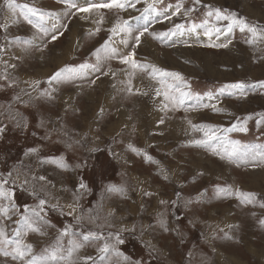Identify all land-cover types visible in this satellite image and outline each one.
<instances>
[{
	"label": "rangeland",
	"instance_id": "rangeland-1",
	"mask_svg": "<svg viewBox=\"0 0 264 264\" xmlns=\"http://www.w3.org/2000/svg\"><path fill=\"white\" fill-rule=\"evenodd\" d=\"M110 2L16 0L56 13L54 28L42 21L44 35L0 0V24L8 25L0 28V185L13 194L0 199L8 208L0 227L36 256L56 248L58 237L65 250L71 240L83 245L58 264H93L89 256L96 264H264V0H131L135 7L119 0L124 8L87 13L70 7ZM217 8L256 26V42L249 43V28L228 31ZM107 17L128 21L131 34L113 33ZM146 39L154 46L143 48ZM118 44L125 55L134 52L136 67L121 51L111 54ZM65 66L74 78L49 82ZM237 82L249 87H227ZM180 93H187L183 103H173ZM201 126L216 133L210 146L193 143L205 139L209 128ZM233 146L240 159H221ZM209 159L223 166L219 177ZM239 193L251 194L250 202ZM41 199L43 235L18 223L27 208L40 211ZM89 232L99 239L84 241ZM105 242L110 251L100 260ZM0 264L26 262L0 254Z\"/></svg>",
	"mask_w": 264,
	"mask_h": 264
},
{
	"label": "snow or ice",
	"instance_id": "snow-or-ice-1",
	"mask_svg": "<svg viewBox=\"0 0 264 264\" xmlns=\"http://www.w3.org/2000/svg\"><path fill=\"white\" fill-rule=\"evenodd\" d=\"M136 2H138V0H136ZM195 4H200L201 0H194ZM3 7H5L9 14L15 18L17 16V10H19V13L23 15L24 20H26L30 25H33L38 32L43 33L44 35L48 34V29L44 27L42 21L45 20V18L47 16H50L51 13H44L41 12L39 9L35 8V7H31L28 4H23L20 5L18 3H16V0H3ZM116 7V8H124L125 4L124 3H120L119 0H111L110 3L107 4H95V3H87V6L84 8H78L77 5L75 3H70V7L71 8H76L77 11H82V12H91L93 9H98L100 7H104V8H112V7ZM128 6L129 7H135V4L131 2V0H128ZM149 8L153 7V5H148ZM194 9H190L189 11H193ZM145 11H147V9H145ZM180 9L177 8L176 12L179 13ZM215 16L217 20H228L230 21L229 25H228V31L232 30V26L233 25H239L241 27V30H243L244 28H249L250 32L252 33L253 39L249 41V43H255L256 42V37L258 35L257 33V27L256 26H249V24L247 23V21L244 18H237L235 13H231V14H225L223 11H221L220 9H215ZM187 14V13H185ZM210 16L213 14L211 11L208 13ZM31 17H37V20L34 22V20ZM129 22L128 21H123V25L121 23H117L112 29L111 31L113 33L116 32H124L127 34H131L132 29L128 26ZM8 27L7 24H0V28H4L6 29ZM177 27H181V26H177ZM197 26L193 25V31L195 30ZM216 32H219L220 29L219 28H215L214 29ZM212 31L213 29H209L206 34L207 35H212ZM144 32H147V27H144L143 31H140L136 36H135V43L136 45H139L140 43V37L144 35ZM57 36L53 35L52 36V40H56ZM125 45H127L128 41L124 40L122 41ZM22 43H24L25 45H30L32 43V41L27 40V41H23ZM227 46V45H224ZM102 47H107V42L104 46ZM98 52L100 51L99 49L97 50ZM117 52V50L115 48L111 49V54L115 55ZM133 56H134V52L129 54V55H125L122 57V60L124 63H132L133 67H136L135 61L133 60ZM93 70L95 71H99V69L96 66H93ZM165 75H171V76H176L179 77V73H165ZM7 77H5L6 79ZM74 78V69L65 66L59 70H57L50 78H49V82L51 81H61V80H68V79H72ZM38 83V82H37ZM129 83H131V81H129ZM262 86H264V81L259 82ZM227 87L232 88V89H239V90H244L246 87H249L248 85H246L244 82H237L231 85H228ZM156 95L160 96L161 92L159 89H157L156 91ZM187 95V93H180V96L173 101V103H183V98ZM164 96L166 98L168 97V93L165 92ZM166 107V106H165ZM163 121H161L162 123ZM201 127H208L209 130L204 132V136L205 139L203 140H196L193 143L197 146H210V141H213L215 139H217L216 137V133L215 131L211 130V126H201ZM233 128H235V126H233ZM229 129H226L225 131H228ZM241 131H246L247 129L244 127H241L240 129ZM213 152H216V149H213ZM261 157L264 158V154H261ZM221 158H227L228 160L232 161V162H236V160L240 159V156L238 154V148H236L235 146L232 147V149L230 151L225 152L224 156H222ZM41 180L44 179V177H40ZM4 183H7V181H4ZM81 188L85 187L84 184L80 185ZM109 191H122V189H118L115 187H110L108 189ZM12 193L10 192H6L3 190L2 185H0V199H8L11 200L12 199ZM240 197L242 198V202H250V196L251 194H244V193H239ZM47 203L46 200L41 199L39 201V208L40 211H37V209L35 208H27L26 209V213H30L29 214H24L21 217V221H18V223H23L27 229L29 231L32 232H36V233H40L43 235V233L41 232V228L37 226V224L41 221L44 220V217L41 215V212L44 210L43 206ZM13 208L15 207V205L12 206ZM8 213V208H0V215H7ZM262 224H264V220L261 221ZM71 231L70 226L68 228H65L61 233H60V237H64L69 235ZM16 236H20L21 232L19 229L16 230L15 233ZM111 235V234H109ZM59 237H58V245L56 248L50 250L45 256H36L33 254V246L28 243H24L23 240H15L9 237V235L6 233L5 229L3 227H0V254L4 255V256H9L11 255L12 258L15 259H19L21 261L26 262V264H58L59 261H65L68 260L70 261L73 253H75L79 248H81L83 245L81 243H78L75 240H71L69 241L70 243V247L65 250L62 245L59 244ZM90 239H99V237H97V234L94 232H89L87 235L83 236V240L84 241H88ZM116 240L119 243H123V241L119 240V235H116ZM13 246L11 251H8V247L9 246ZM113 252H115V248L113 247L111 249ZM110 251V245L108 243H104L103 246L99 249V252L102 254L99 259L103 260L105 258V256L109 253ZM66 253V254H65ZM85 260L88 261H93V264H96V261L93 260V257H85Z\"/></svg>",
	"mask_w": 264,
	"mask_h": 264
},
{
	"label": "bare ground",
	"instance_id": "bare-ground-1",
	"mask_svg": "<svg viewBox=\"0 0 264 264\" xmlns=\"http://www.w3.org/2000/svg\"><path fill=\"white\" fill-rule=\"evenodd\" d=\"M7 14H8V12H7ZM85 15H86V13H85ZM9 16V15H8ZM79 17L80 18H82L83 17V14H80L79 15ZM83 19H85V18H82V19H80V20H83ZM105 20L106 21H108V24H110V29L111 28H113L114 26H115V23L117 22H115V18L114 17H107V18H105ZM117 20V19H116ZM97 19H95V20H93V21H91V23L92 24H94V25H96L97 23ZM73 23V22H72ZM96 23V24H95ZM71 27H72V25H71ZM71 27H70V29H71ZM95 27V26H94ZM94 27H90L89 26V28H91V30H92V28H94ZM86 28V30H89V28H87V27H85ZM78 31V30H77ZM119 32V31H118ZM120 33V32H119ZM118 34V33H117ZM123 36H124V34H123ZM122 38H124V37H122ZM129 38V37H128ZM121 40V39H120ZM147 41H148V43H147ZM76 42V41H75ZM73 44H74V41H73ZM147 44H150V45H152V46H154V43H152L151 41H150V39H146L145 40V42H144V46H143V48H145V46L147 45ZM120 45V46H119ZM118 46L119 47H117V52H118V54H119V51H121L122 53L121 54H123V55H125V53L123 52V51H126V49L124 48V45H121V44H118ZM126 46V45H125ZM71 47V46H70ZM127 53V52H126ZM121 54H119L120 56H121ZM65 58V57H64ZM68 59V58H67ZM64 62V59H62V60H60L59 61V64H58V66L60 65V64H62ZM46 71L49 73V70H47L46 69ZM53 72H54V70H53ZM51 74V73H50ZM47 75V74H46ZM40 76H44L43 75V72L41 71L40 72ZM149 88V87H148ZM161 100V99H160ZM163 100V99H162ZM164 101V100H163ZM164 103V102H163ZM159 104H161V102H159ZM144 109V108H143ZM64 113V112H63ZM159 114V116L157 117L156 115H154L155 116V119H158V118H161L162 116H163V114H161V113H158ZM203 156V155H202ZM222 159V158H221ZM206 164H207V166H211V167H215L216 168V171H215V173L218 175V177L222 174V172H220L221 170H222V168L221 167H223V166H218V165H216V164H212V162H211V160L209 159V160H206ZM203 166H205V165H203ZM202 166V167H203ZM205 170H206V168L205 167H203ZM226 169V168H225ZM219 173H221V174H219ZM137 175V174H136ZM257 182L256 181H252L251 182V184H256ZM249 213H247V215H248ZM250 215V214H249ZM246 220H247V222H248V225L247 226H249V225H252V223H254V222H252V218H251V215H250V218L249 217H246ZM251 223V224H250ZM254 240V239H253ZM252 240V241H253ZM249 246V245H248ZM251 249V248H250ZM264 256V255H263ZM235 261V260H234ZM236 264H238V262H236Z\"/></svg>",
	"mask_w": 264,
	"mask_h": 264
},
{
	"label": "crops",
	"instance_id": "crops-1",
	"mask_svg": "<svg viewBox=\"0 0 264 264\" xmlns=\"http://www.w3.org/2000/svg\"><path fill=\"white\" fill-rule=\"evenodd\" d=\"M57 18H58V16H56L54 19H56V20H57ZM52 19H53V18H51V19L49 20V21H52V22H51V24H50V26H51V28H54V26H53V23H54V22H53V20H52Z\"/></svg>",
	"mask_w": 264,
	"mask_h": 264
},
{
	"label": "trees",
	"instance_id": "trees-1",
	"mask_svg": "<svg viewBox=\"0 0 264 264\" xmlns=\"http://www.w3.org/2000/svg\"><path fill=\"white\" fill-rule=\"evenodd\" d=\"M136 240H137V239H136ZM136 240H135V241H136Z\"/></svg>",
	"mask_w": 264,
	"mask_h": 264
}]
</instances>
